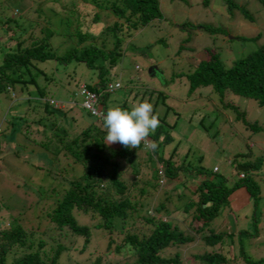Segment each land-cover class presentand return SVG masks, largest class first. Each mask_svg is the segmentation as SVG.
Segmentation results:
<instances>
[{"label":"trees","instance_id":"1","mask_svg":"<svg viewBox=\"0 0 264 264\" xmlns=\"http://www.w3.org/2000/svg\"><path fill=\"white\" fill-rule=\"evenodd\" d=\"M223 1L226 10L236 9L251 20L243 5ZM256 1L264 10V0ZM91 3L95 6L101 1ZM101 7L112 18L97 34H91L82 30L84 16H76L75 26L62 35L74 43L59 54L48 43L56 34L48 18L41 16L44 25H39L34 19L15 21L0 10V30L5 36L0 44L5 47L0 51V91L17 84L22 92L17 100L19 108L3 120L6 124L0 127V139L12 142L15 136L28 148L22 160L30 169L22 182L0 187V264H225L236 259L242 264H264V256L254 259L244 251L242 236L251 233L244 229L228 232L218 223L211 225L235 188H242L255 207L259 187L250 174L260 172L261 154L236 163L246 169L236 171L242 177L228 181L223 175L206 177L198 167L188 169L183 161H173L174 147L164 156L162 144L172 137L161 123L150 136L158 145L155 150L143 143L136 149L104 145L103 116L109 109L105 100L119 87L106 90L107 83L113 84L108 70L133 32L159 17L160 12L157 0H102ZM96 18L93 14L86 21ZM195 26L222 32L206 24ZM258 36L239 37L257 40ZM87 37L90 39L85 43ZM8 41L12 43L6 46ZM45 59L82 62L96 72L94 81L81 84L96 92L101 116L90 115L80 106L91 120L76 128L68 114L72 108L53 105L44 94V85L39 86L34 78L36 74L44 78L35 63ZM184 77L187 93L208 88L222 107L231 109L236 120L251 132L258 131V125L246 121L234 103L222 101L228 93L264 105V38L228 63L215 50L208 51ZM21 103L25 104L23 109ZM113 107L131 110L125 102ZM15 122L18 125L14 126ZM141 149L145 155L140 157ZM13 152L15 157L23 156L17 148ZM238 155L249 154L236 152L229 162L234 163L232 159ZM179 173L195 181L187 191L183 189L188 184L179 179ZM199 175L204 177L198 180ZM167 184L172 190L165 189ZM28 193L32 198L26 197ZM30 209L37 221L26 219ZM185 248L186 257L182 253ZM193 249L196 252L191 253ZM86 250L90 251L88 257H77V252Z\"/></svg>","mask_w":264,"mask_h":264},{"label":"rangeland","instance_id":"2","mask_svg":"<svg viewBox=\"0 0 264 264\" xmlns=\"http://www.w3.org/2000/svg\"><path fill=\"white\" fill-rule=\"evenodd\" d=\"M91 1L93 0H0V10L14 17L15 21L23 18L34 19L39 25H44V16L48 18L50 26L56 32L48 43L51 50L59 54L74 43L62 35H66L67 30L75 26L76 16H84L83 22L86 23H80L83 24L82 30L91 34H97L102 25L112 18L111 14L101 7L102 0L95 6ZM157 1L159 17L133 32L122 46L115 63L108 70L110 82H118L119 87L108 95L105 106L111 108L125 102L131 109L133 105L145 100L152 103L154 114L158 115L160 123L172 137L170 142L162 144V150L160 148L159 151L161 150L165 156L174 147L171 155L173 161L177 163L183 161L188 169L198 167L206 173V177L215 178L223 175L228 181H233L237 178L234 168L236 163L244 159L253 160V157L261 154L263 162L260 172L250 174L259 187L255 207L242 188H235L228 196V204L220 206L218 214L211 220V225L218 223L222 230L228 232L244 229L251 233L242 236L244 251L250 258L263 257L264 105H257L251 98L234 94L227 93L223 97L222 102L234 103L237 110L243 112L246 121L258 125V131L251 132V129L234 118L231 109L222 107L217 97L213 93H208V88L198 87L187 93L184 74L197 60L205 58L208 51L218 52L224 63L249 52L264 38V10L256 0H234L246 8L251 17V20H247L236 9L226 10L223 0H206L205 4L201 3V0ZM93 14L98 18L95 21H86V17ZM197 23L217 27L222 29V32L214 28L210 31L195 26ZM257 33L259 35L257 40L239 37H249ZM4 37L0 30V44ZM89 39L87 37L85 43ZM11 43L12 41L6 42V46ZM4 48L0 45V51ZM35 64L45 74L44 78L43 75L34 76L37 84L44 85V94L47 98L53 99L54 104L57 102L58 106L65 109L72 108L68 114L74 118L73 125H77V128L91 120V117L79 109L81 98L76 90L81 82L94 81L96 72L82 62L73 60L62 62L58 59L55 61L45 59ZM152 65L155 69L149 74L147 68ZM21 94L17 84H14L11 90L0 91V127L6 124L3 120H8V114H12L14 108H19L17 100L22 98ZM23 104H20L21 109ZM18 123L15 122L14 126ZM71 126L70 124V128L74 129ZM0 140V187L11 185L13 182L20 183L30 172L22 160L26 159L24 156L28 148H23L15 136L12 139L13 143L5 137ZM14 148L23 156L15 157L12 154ZM246 151L249 155L235 156L232 159L234 163L229 162L236 152ZM143 153L145 155L143 149L138 151L140 157ZM213 167L216 171L212 170ZM203 177L204 175H199L198 180ZM179 179L188 184L184 191L195 182L188 175L184 177L180 173ZM168 185L165 189L172 190L171 185ZM26 195L32 198L31 194ZM156 195L159 197L161 190ZM2 213L3 210H0V214ZM28 215L30 217L26 218L27 220L37 221L33 210H28L26 216ZM186 250L187 248L182 251L184 256ZM90 251L86 250L82 254L77 252L79 254L76 256L88 257ZM220 251L224 253L222 247ZM190 252L194 253L196 250ZM70 253L75 255L74 249H71ZM225 264L242 262L236 259L226 261Z\"/></svg>","mask_w":264,"mask_h":264},{"label":"clouds","instance_id":"3","mask_svg":"<svg viewBox=\"0 0 264 264\" xmlns=\"http://www.w3.org/2000/svg\"><path fill=\"white\" fill-rule=\"evenodd\" d=\"M115 82L116 81L113 83ZM51 102H54L53 99H51ZM53 105L58 106L57 102L55 104L53 103ZM93 116L97 117L101 115L98 114ZM103 126L106 131V136L104 138V145L106 147L120 144L126 149H136L142 143L145 148L150 150H155L158 147L157 143L150 139V136L155 133L160 126V120L158 115L154 114L152 103L147 100L133 105L131 110H125L121 107L109 108L106 115L103 116ZM238 167H245L243 170L246 169L245 165L236 164V171H242L238 169ZM212 170L216 171L215 167H213ZM236 174L237 177H242L241 173Z\"/></svg>","mask_w":264,"mask_h":264},{"label":"built area","instance_id":"4","mask_svg":"<svg viewBox=\"0 0 264 264\" xmlns=\"http://www.w3.org/2000/svg\"><path fill=\"white\" fill-rule=\"evenodd\" d=\"M115 87H118V83L115 82L113 84L107 83L106 84V90H111ZM77 94L81 98L80 105L86 109L90 114L92 115H98L100 114V111L96 107L97 103V94L96 92L90 91L87 88L83 86V84H80L77 89Z\"/></svg>","mask_w":264,"mask_h":264},{"label":"water","instance_id":"5","mask_svg":"<svg viewBox=\"0 0 264 264\" xmlns=\"http://www.w3.org/2000/svg\"><path fill=\"white\" fill-rule=\"evenodd\" d=\"M154 69H155V66L152 65V66L147 68V71H148L149 74H152ZM244 168L245 167H238V169H241V170H243Z\"/></svg>","mask_w":264,"mask_h":264}]
</instances>
